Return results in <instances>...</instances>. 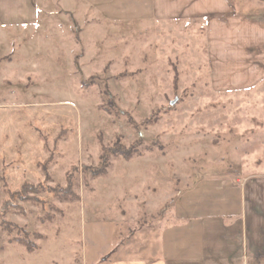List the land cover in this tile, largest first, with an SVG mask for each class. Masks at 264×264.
<instances>
[{
	"label": "rangeland",
	"instance_id": "1",
	"mask_svg": "<svg viewBox=\"0 0 264 264\" xmlns=\"http://www.w3.org/2000/svg\"><path fill=\"white\" fill-rule=\"evenodd\" d=\"M35 6L28 28L0 13V264L163 256L198 181L264 172V82L213 90L204 22L150 21L142 0ZM68 175L73 201L48 189Z\"/></svg>",
	"mask_w": 264,
	"mask_h": 264
},
{
	"label": "crops",
	"instance_id": "2",
	"mask_svg": "<svg viewBox=\"0 0 264 264\" xmlns=\"http://www.w3.org/2000/svg\"><path fill=\"white\" fill-rule=\"evenodd\" d=\"M254 1L264 5V0ZM142 2L149 7L147 19L156 23L204 22L207 77L213 90L263 85V16L247 19L231 0ZM35 5L36 0H0L3 26L33 25L38 18ZM206 185L198 181L190 190L185 223L160 233L166 238L163 256L151 250L149 256L109 264H264V172Z\"/></svg>",
	"mask_w": 264,
	"mask_h": 264
},
{
	"label": "trees",
	"instance_id": "3",
	"mask_svg": "<svg viewBox=\"0 0 264 264\" xmlns=\"http://www.w3.org/2000/svg\"><path fill=\"white\" fill-rule=\"evenodd\" d=\"M232 4H233V7H237L238 5V0H231ZM117 155H122V154H117ZM123 158L125 159H128L130 155H122ZM71 176H67V183L65 184V188L62 189V190H54L55 187H52V188H48L50 189L51 191H55L54 195H56L57 197L61 198V199H65V200H69V201H73V200H76L78 199V195L75 193V191L73 190V185L71 183ZM39 191H41L39 189V187L37 186H33L31 184H27V183H24L22 186H21V189L20 191H18V196L21 198V200L23 199H28V200H34L36 197L34 196V194L38 193ZM15 193V194H17ZM29 193H32V194H29ZM32 195V196H31ZM19 241V240H18ZM22 243V242H21ZM34 248V245L31 246V247H28V249L31 251L32 249Z\"/></svg>",
	"mask_w": 264,
	"mask_h": 264
}]
</instances>
